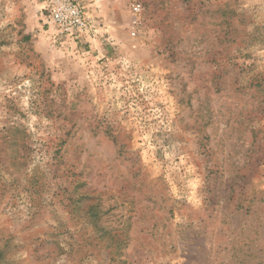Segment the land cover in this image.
I'll return each mask as SVG.
<instances>
[{"label": "rangeland", "instance_id": "rangeland-1", "mask_svg": "<svg viewBox=\"0 0 264 264\" xmlns=\"http://www.w3.org/2000/svg\"><path fill=\"white\" fill-rule=\"evenodd\" d=\"M82 3L0 0V264H264V0Z\"/></svg>", "mask_w": 264, "mask_h": 264}, {"label": "built area", "instance_id": "built-area-1", "mask_svg": "<svg viewBox=\"0 0 264 264\" xmlns=\"http://www.w3.org/2000/svg\"><path fill=\"white\" fill-rule=\"evenodd\" d=\"M45 22L57 35L82 40L83 36L92 35L94 23L91 22L82 0H42ZM133 11L141 9L134 4Z\"/></svg>", "mask_w": 264, "mask_h": 264}]
</instances>
